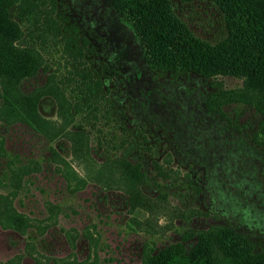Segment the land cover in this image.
<instances>
[{"label": "rangeland", "instance_id": "obj_1", "mask_svg": "<svg viewBox=\"0 0 264 264\" xmlns=\"http://www.w3.org/2000/svg\"><path fill=\"white\" fill-rule=\"evenodd\" d=\"M50 1L62 34L87 41L82 65L104 97L96 104L99 119L86 124L78 114L70 131L83 127L90 136L87 158L136 165L139 190L166 205L167 215L155 224L141 209L131 212L122 192L84 184L69 142L5 124L0 98V264H139L146 253L184 238L193 244L198 232L219 227L264 252V144L255 135L261 117L235 100L240 82L218 77L220 94L201 76L151 71L111 0ZM170 2L197 37L214 42L221 35L223 20L212 4ZM28 23L21 25L25 33ZM37 48L66 97L78 101L74 80L62 83L71 64L65 66L61 46ZM46 77L40 71L23 80L21 91L44 86ZM212 94L223 96L210 100ZM38 110L55 119V100L41 97Z\"/></svg>", "mask_w": 264, "mask_h": 264}, {"label": "trees", "instance_id": "obj_2", "mask_svg": "<svg viewBox=\"0 0 264 264\" xmlns=\"http://www.w3.org/2000/svg\"><path fill=\"white\" fill-rule=\"evenodd\" d=\"M202 1L212 4L223 20L221 35L214 42L197 37L176 15L170 0H111V6L118 21L132 30L151 71L195 74L212 80L210 87L220 94L218 77L239 81L235 100L260 115L255 135L264 144V0ZM53 9L54 3L47 5L45 0H0V98L2 114L8 119L5 124H22L49 141L65 139L84 184L94 182L103 189L122 192L131 212L141 209L149 221L158 224L167 215L166 205L141 193L139 168L135 165L134 170V164L115 157L102 163L87 158L90 136L83 127L69 129L78 114L86 116V124L99 119L96 104L104 97L101 82L93 80L82 65L87 41L79 44L73 36L63 35ZM25 21H29L26 33L21 26ZM24 37L27 44H18ZM37 45L61 46L65 66L71 64L62 83L74 80L72 91L81 93L78 101L72 103L66 97L57 82V71H49ZM40 71L47 73L44 86L31 93L21 91L20 83ZM46 96L55 100V119L39 113V99ZM221 96L212 94L210 100ZM156 168L160 177L167 176ZM71 173L79 176L76 171ZM186 240L146 253L139 264H264V252H258L247 236L227 227L198 232L193 244L184 245Z\"/></svg>", "mask_w": 264, "mask_h": 264}, {"label": "water", "instance_id": "obj_3", "mask_svg": "<svg viewBox=\"0 0 264 264\" xmlns=\"http://www.w3.org/2000/svg\"><path fill=\"white\" fill-rule=\"evenodd\" d=\"M188 249H189V247H188Z\"/></svg>", "mask_w": 264, "mask_h": 264}]
</instances>
